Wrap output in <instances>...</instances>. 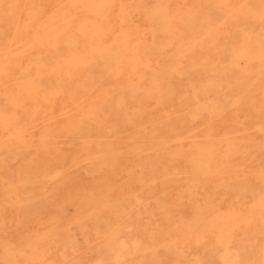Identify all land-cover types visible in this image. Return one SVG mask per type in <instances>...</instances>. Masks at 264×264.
I'll return each instance as SVG.
<instances>
[{"label": "rangeland", "instance_id": "rangeland-1", "mask_svg": "<svg viewBox=\"0 0 264 264\" xmlns=\"http://www.w3.org/2000/svg\"><path fill=\"white\" fill-rule=\"evenodd\" d=\"M109 2L0 0V264H264V0Z\"/></svg>", "mask_w": 264, "mask_h": 264}, {"label": "bare ground", "instance_id": "bare-ground-1", "mask_svg": "<svg viewBox=\"0 0 264 264\" xmlns=\"http://www.w3.org/2000/svg\"><path fill=\"white\" fill-rule=\"evenodd\" d=\"M104 1V0H103ZM85 2V1H84ZM107 2V1H106ZM100 3V2H99ZM108 3L110 4L111 2H109V0H108ZM103 4H106V3H104L103 2ZM103 6V5H102ZM109 7V6H108ZM35 16V15H34ZM58 27V26H57ZM36 38V37H35ZM38 42V41H37ZM61 51V50H60ZM66 52H67V50H65ZM58 53H59V51H58ZM61 53H63V51L61 52ZM60 53V54H61ZM30 65V64H29ZM28 67V66H27ZM7 72V71H6ZM18 75H19V73H18ZM13 79H15V78H13ZM3 86H7V85H3ZM23 116V115H22ZM24 117V116H23ZM258 207H260V205H258ZM248 221V220H247ZM66 244V243H65ZM71 249H73V248H71ZM235 253V252H234ZM221 254V253H220ZM222 258V257H221ZM232 263V262H231ZM222 264V263H221Z\"/></svg>", "mask_w": 264, "mask_h": 264}]
</instances>
